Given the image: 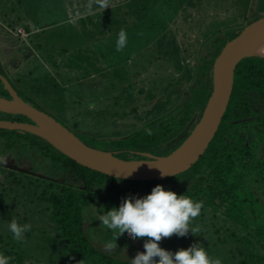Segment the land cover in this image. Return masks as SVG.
<instances>
[{
  "label": "rangeland",
  "instance_id": "obj_1",
  "mask_svg": "<svg viewBox=\"0 0 264 264\" xmlns=\"http://www.w3.org/2000/svg\"><path fill=\"white\" fill-rule=\"evenodd\" d=\"M255 7L252 0H152L150 3L0 0V26L5 24V31L8 27L19 37L15 43L9 38V42L0 43L1 72L15 87L11 77L14 73L27 87L28 83L35 86L32 90H18L22 97H29L86 145L108 149L114 140L131 135L143 126L141 123L152 119L157 114L156 108L173 95V84L180 71L198 65L206 45L219 33L243 25L246 17L255 16ZM78 15L81 18H76ZM18 26L29 29L30 37L21 35ZM121 29L127 32V46L117 51ZM29 45L40 51L50 64V67L32 66L31 78L26 74L31 65L25 61ZM61 52L79 57L76 61L79 69L72 72L53 64L54 57ZM86 62L96 67L95 74L85 73ZM16 66L17 72L11 71ZM39 90L48 93L37 95ZM2 142L0 138V168L4 170L0 182L9 171L18 176L61 180L47 159L29 150L23 152L21 148H13L6 154ZM16 151L26 153L27 158L36 156L39 165L29 164L27 159L23 162L22 155L20 158L13 155ZM19 190L15 188L3 197L0 187V235L3 237L12 234L9 223L13 219L30 224L34 236L39 227L45 226L43 209L29 194L23 195ZM98 207L94 204L87 213L88 225L95 219ZM203 213L191 221L190 226L198 230L195 235L191 232L187 248L199 241L222 264H237L234 254H230L233 243L221 245L215 231L218 226H225L229 234L238 228L230 221H223L221 216L214 218L207 209ZM32 239L20 243L23 253L34 262L27 264H38L36 260L44 264Z\"/></svg>",
  "mask_w": 264,
  "mask_h": 264
},
{
  "label": "trees",
  "instance_id": "obj_2",
  "mask_svg": "<svg viewBox=\"0 0 264 264\" xmlns=\"http://www.w3.org/2000/svg\"><path fill=\"white\" fill-rule=\"evenodd\" d=\"M138 1L150 3L152 0ZM252 2L256 6V15L246 17L243 25L215 36L199 56L198 65L180 71L173 84V95L156 108L157 114L152 119L141 123L143 126L131 135L114 140L108 149L98 150L113 152L123 160H145L139 153L163 157L176 150L203 113L212 92L213 65L221 50L244 27L264 17V0ZM38 48L41 50L40 45ZM0 97L10 99L1 81ZM21 98L44 111L30 98ZM6 119L31 123L23 115H3L0 112V120ZM0 138L4 140L2 149L6 154L15 147L31 150L38 157L47 159L52 170L61 176V180H56L27 174L18 176V173L9 171L0 182L1 196L20 188L23 195L29 194L43 209L45 219V226L39 227L38 234L34 236L28 231L24 241L15 242L12 234L0 235V252L12 258L9 264L34 263L23 253L20 245L25 239L32 238L44 264H131V259L138 252L145 251L144 241L149 238L133 240L124 233L117 238V247L107 249L106 242H115L114 237L118 233L104 229L97 216L104 210L118 207L128 196L150 193L158 184L166 190L203 201L200 216L207 209L214 218L221 216L223 221L236 225L238 230L229 234L225 226H218L215 234L221 245L233 243L230 254H234L237 264H264L263 58H245L237 65L230 103L215 137L196 164L172 178L120 180L78 165L34 135L0 130ZM3 172L0 168V175ZM94 204L99 207L92 224L88 225L87 213ZM221 232L227 235L223 236ZM191 235V230L184 237L173 234L163 238L159 244L173 252L186 249Z\"/></svg>",
  "mask_w": 264,
  "mask_h": 264
},
{
  "label": "water",
  "instance_id": "obj_3",
  "mask_svg": "<svg viewBox=\"0 0 264 264\" xmlns=\"http://www.w3.org/2000/svg\"><path fill=\"white\" fill-rule=\"evenodd\" d=\"M263 31L264 17L248 24L234 39L225 44L214 62L212 92L199 121L186 140L167 156L139 153L146 159L123 160L117 158L113 152L90 147L51 115L21 99L1 74L0 81L9 92L10 99L0 97V112L23 115L31 123L0 120V130L39 137L78 165L116 179L159 181L172 178L196 164L215 137L230 103L237 65L245 58L264 59L263 56L253 55L251 52ZM156 167L167 174L162 175Z\"/></svg>",
  "mask_w": 264,
  "mask_h": 264
},
{
  "label": "clouds",
  "instance_id": "obj_4",
  "mask_svg": "<svg viewBox=\"0 0 264 264\" xmlns=\"http://www.w3.org/2000/svg\"><path fill=\"white\" fill-rule=\"evenodd\" d=\"M127 40L126 30L121 29L116 41V50L123 51L127 46ZM158 169L162 175L167 174ZM202 207L203 201L166 190L163 185L158 184L144 196H128L118 207L104 210L98 214L97 220L108 230L118 233L114 237L115 242H106L107 249L117 247V238L124 233H128L133 239L149 238L144 241L145 251L138 252L131 259V264H222L221 260L213 258L199 241L175 252L162 248L159 244L163 238L171 237L173 234L184 237L191 230L195 235L198 229L191 227L190 224L200 215ZM30 229V224L20 223L16 219L9 223V231L18 241H23L25 233ZM11 259L0 252V264H9Z\"/></svg>",
  "mask_w": 264,
  "mask_h": 264
},
{
  "label": "crops",
  "instance_id": "obj_5",
  "mask_svg": "<svg viewBox=\"0 0 264 264\" xmlns=\"http://www.w3.org/2000/svg\"><path fill=\"white\" fill-rule=\"evenodd\" d=\"M122 4L123 3L121 1V5ZM76 18H81V16L78 15V17H76ZM73 19H75V18H73ZM27 53H28V55L26 54L27 57L25 56V61H26V63L31 65V67L29 68V72L26 73L27 75L31 76L32 75L31 70L34 69L35 67H38L41 65L44 67H50V64L44 60L43 54H41L40 51H38L37 49L34 50L30 46L28 48ZM54 58H56V59H54L53 64L56 63L57 65H59L61 67V69H69V70H72V72H75V70L79 69V67L77 65L78 63L76 62L80 59L79 57L76 58L73 55L68 56L67 54H64V52H61V53H59V55L55 56ZM36 61H40V62L38 64H36V63H34ZM83 67H84V70L86 69L85 73L89 72L91 74H95V71H93V70L96 69V67L93 64L86 62V63H84ZM18 69H19V67L16 66V69L14 71L17 72ZM14 74H16V73H14Z\"/></svg>",
  "mask_w": 264,
  "mask_h": 264
},
{
  "label": "flooded vegetation",
  "instance_id": "obj_6",
  "mask_svg": "<svg viewBox=\"0 0 264 264\" xmlns=\"http://www.w3.org/2000/svg\"><path fill=\"white\" fill-rule=\"evenodd\" d=\"M7 25V24H6ZM1 28H0V30H1V32H0V43L3 41H6V42H9L8 41V38L9 39H11V42L13 43L14 42V40H17L18 41V39H19V37L18 36H16V35H14V32L12 31V29H10V28H6V31H5V24H1V26H0ZM22 31H21V30ZM17 30H19L20 31V33H21V35H24V36H29L30 35V33H31V31H28L26 28H23V27H19ZM2 32H4V35H7V37L6 36H3V33ZM18 35H20V34H18ZM10 37H14V38H10ZM30 37V36H29ZM16 38V39H15ZM21 38V37H20ZM22 39V38H21ZM15 43V42H14ZM23 48V47H22ZM21 48V49H22ZM2 52H3V50H2ZM1 68V70H2V67H0ZM11 68V67H10ZM12 70L11 71H14L15 69H16V67H12L11 68ZM1 75H3L7 80H8V78L1 72L0 73ZM13 74V73H12ZM14 75V74H13ZM11 76L12 77V80L15 82V84H16V87L11 83V81H9L8 80V82L11 84V86H12V88L14 89V91L17 93V95L21 98L22 96H21V93H20V91L19 90H32V87H35V86H33L31 83H28V86L29 87H27L26 86V83H23L24 81H22L21 79H20V77H14V76ZM15 76H16V74H15ZM32 76V75H31ZM31 76H29L28 75V77L29 78H31ZM19 89V90H18ZM44 92H42V91H40L39 90V92H36V94L37 95H39V93L40 94H44V93H46V95H47V91L46 90H43ZM9 93V92H8ZM29 98V97H28ZM22 99V98H21ZM4 114V113H3ZM48 114V113H47ZM50 115V114H49ZM4 121H10V120H4ZM17 122H20V121H17ZM63 125V124H62ZM15 149H20V148H16L15 147ZM23 150V152H26L27 153V151H25V149H22ZM20 152H22V151H16V152H13V155H15V156H19V158H20V156L22 155L23 156V162H25V160L27 159V163H29V164H35L36 163V165H39V163H37V158H36V156H29L28 158H27V154L26 153H21L20 154ZM29 152H31V150H29ZM32 159V160H31ZM26 163V164H27Z\"/></svg>",
  "mask_w": 264,
  "mask_h": 264
},
{
  "label": "bare ground",
  "instance_id": "obj_7",
  "mask_svg": "<svg viewBox=\"0 0 264 264\" xmlns=\"http://www.w3.org/2000/svg\"><path fill=\"white\" fill-rule=\"evenodd\" d=\"M251 52L253 55H259L264 57V31L256 39Z\"/></svg>",
  "mask_w": 264,
  "mask_h": 264
},
{
  "label": "built area",
  "instance_id": "obj_8",
  "mask_svg": "<svg viewBox=\"0 0 264 264\" xmlns=\"http://www.w3.org/2000/svg\"><path fill=\"white\" fill-rule=\"evenodd\" d=\"M127 236H128L129 238L133 239L129 234H127ZM133 240H134V239H133Z\"/></svg>",
  "mask_w": 264,
  "mask_h": 264
}]
</instances>
